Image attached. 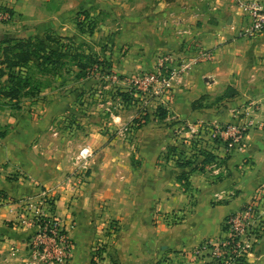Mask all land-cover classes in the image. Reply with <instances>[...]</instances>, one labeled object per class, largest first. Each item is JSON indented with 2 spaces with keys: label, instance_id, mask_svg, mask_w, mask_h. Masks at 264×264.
Returning a JSON list of instances; mask_svg holds the SVG:
<instances>
[{
  "label": "crops",
  "instance_id": "0c3cea01",
  "mask_svg": "<svg viewBox=\"0 0 264 264\" xmlns=\"http://www.w3.org/2000/svg\"><path fill=\"white\" fill-rule=\"evenodd\" d=\"M64 1L0 0V11L13 14L7 24L14 27L23 20L27 26H46L57 20L58 8L71 10ZM133 9L143 15L129 20L149 42L153 58H188L203 49L211 59L173 82L165 95L153 97L168 115L147 128L149 140L141 147L144 158L136 170L116 139L108 143L94 135L89 146L98 153L88 182H61L57 175L46 183L34 150L25 144L24 128L12 126L0 137V192L5 195L0 198V264H32L28 240L37 232L34 217H53L61 224L74 221L68 264H208L209 255L195 258V248L220 243L229 215L252 202L264 214V116L249 107L264 100V35L239 39L243 19L233 0H136ZM158 58L146 65L156 66ZM228 88L238 93L227 100L228 107L212 106ZM240 106L245 107L243 117L237 115ZM250 120L254 125L245 131L241 149L226 137L211 141L201 136L193 150L185 146L190 155L196 154L190 165L156 162L174 128L232 127ZM201 153L214 156V161L202 171L193 170ZM37 183L49 187L48 197L56 195L52 212L38 202ZM246 264H264V230Z\"/></svg>",
  "mask_w": 264,
  "mask_h": 264
},
{
  "label": "rangeland",
  "instance_id": "374dc122",
  "mask_svg": "<svg viewBox=\"0 0 264 264\" xmlns=\"http://www.w3.org/2000/svg\"><path fill=\"white\" fill-rule=\"evenodd\" d=\"M80 1L65 0V3H70L71 10L67 12L58 8L56 12L60 15L57 20L46 26H27L26 20L17 27L0 22L4 25L0 33V120H3L0 123V133L6 135L15 125L19 126L15 128H24L25 144L30 151L34 150L36 164L41 167L40 176L46 183L52 182L57 175H60L58 178L61 182L70 178L78 179L82 183L88 182L93 173L92 160L98 153V149L93 151L89 146L94 135L104 136L108 143L116 139L122 150L127 152L130 166L136 170L144 158L143 152L140 151L141 147L143 150L144 144L149 140L147 136L150 128H147L156 122L163 123L155 110L158 107L166 110L162 104L157 105L159 100L142 97L139 90H133L132 85L124 82L134 75L152 72L155 63L151 68L146 65L147 61L158 58L156 55L153 58V55L148 53L149 42L129 20L132 16L136 20L143 15L139 11L140 14L137 16L138 10L133 9L136 0H86L77 3ZM64 11L66 13L62 14ZM133 12L134 15H131ZM25 39L43 42L46 50L56 52L57 56L52 57L51 64L47 66H41L40 61L31 59L28 66L12 70L19 72L21 78L29 79L27 86L23 87L18 95L13 96L9 95V92L11 88L19 86L20 82H12L7 78L8 71L3 65L4 50L15 41ZM246 40L248 39L245 38ZM262 57L264 59V56ZM79 65H83L82 70L79 69ZM1 72L5 75L2 76ZM228 89L223 96H218L211 103L206 99L207 104L210 103L212 106L217 104L225 110L228 107L227 100L230 99L227 95H231L233 91L235 95L238 94L235 90ZM204 99L201 98L199 101ZM240 108L243 109L239 110L241 113L237 115L243 117L245 107ZM166 112L168 113L167 110ZM241 124H245V121ZM213 126H211L213 129L217 127ZM229 127L225 124L219 126L218 130L226 131ZM185 130L187 127L182 130L172 129L171 136L168 137L169 143L165 149L160 150L156 162L171 160L178 166L180 164L177 162L185 164L196 156L190 155L185 146L190 149L193 144L199 145L198 142L203 138L191 137ZM84 148H90L91 151L86 159L80 157V152ZM32 161H35L34 158ZM36 186L41 193L38 202L46 203L52 212L51 207L56 195L48 197L49 187L38 183ZM244 208L245 205L241 209ZM47 219L60 223L61 232L70 242L72 252L73 243L69 233L75 228L74 221L61 224L59 219L53 217L43 219L34 217L31 220L37 229L34 236L38 233L37 226L41 220ZM263 230L264 214L260 213L256 222L251 221L248 230L252 232V236H256L249 255L257 236L261 235ZM33 238L28 240L30 258ZM100 249L97 248L95 252ZM194 256L206 257L205 253ZM248 256L245 257V261ZM36 262L52 264L53 260L45 257ZM208 262L218 264L211 257Z\"/></svg>",
  "mask_w": 264,
  "mask_h": 264
},
{
  "label": "built area",
  "instance_id": "2783aa9c",
  "mask_svg": "<svg viewBox=\"0 0 264 264\" xmlns=\"http://www.w3.org/2000/svg\"><path fill=\"white\" fill-rule=\"evenodd\" d=\"M233 3L244 24L238 31L239 37L252 39L264 35V1L233 0ZM11 19L12 17L8 11H0V22L8 23ZM210 59L211 53L203 49L198 50L188 58L165 54L158 58L152 72L134 75L124 80V82L132 85L133 90H139L144 98L165 95L170 90L173 82L181 79L196 65ZM249 107L254 108L255 112H260L264 116V100L251 102ZM252 125H254V122L250 120L245 124L229 127L226 131H219L218 127L214 129L203 127V125H189L187 128L191 137L201 138V136H206L211 141L217 140L219 137H226V140L232 141L234 148L241 149L245 131L251 128ZM90 154V148H84L80 152V157L86 159ZM259 216L260 212L257 210L255 203L252 202L246 205L243 210L241 209L225 219L224 235L220 243L216 245L204 243L195 249L194 254H208L218 264H228L229 262L235 264L237 259H245L249 255V251L253 246L252 243L256 238L248 230L251 221L256 222ZM37 227L38 233L31 243L32 264H37V260L45 257L52 259V264H68L71 244L67 241L66 235L61 232L60 223L57 220L47 222L41 220Z\"/></svg>",
  "mask_w": 264,
  "mask_h": 264
},
{
  "label": "trees",
  "instance_id": "16d2710c",
  "mask_svg": "<svg viewBox=\"0 0 264 264\" xmlns=\"http://www.w3.org/2000/svg\"><path fill=\"white\" fill-rule=\"evenodd\" d=\"M2 11H8L9 14L12 17V13L9 10H2ZM10 42H6V44H9ZM56 52L51 51L48 52L46 50V47L43 42L41 41H32L30 39H25V40H19L15 41L14 44H10L6 46L4 50V63L3 65L7 68L8 74L7 78H9L10 81L14 82H20L18 85L15 86L16 88H11V91L9 92V95L13 94V96H16L19 94L20 90L23 87H26L28 84V80L26 78H21L18 73L19 72H12L14 69H21L23 67L28 66L30 63L31 59H36L37 61H40L39 65H44L47 66L48 64H51V58L56 57L57 55L55 54ZM83 65H79V69L82 70ZM1 75L4 76L5 73L1 72ZM23 79V80H22ZM14 86V83L12 84ZM229 89H226L228 91ZM224 94V93H223ZM222 94V96H223ZM8 95V96H9ZM127 95V94H126ZM230 96V99L234 98L235 92L233 91L231 95H227V97ZM163 108L158 107L155 110V113L157 114L158 117H160L162 120H164L168 113L166 110H162ZM0 137H4V134L0 133ZM197 144H193L190 146V148L193 150V148H196ZM201 161L200 163L195 166L193 170H200L202 171L204 169L205 165L210 164L211 162L214 161V156L208 154V153H201L200 154ZM177 164H180L178 166H188L191 164L190 162H186L185 164H182L181 162H177ZM184 175H181V178H183ZM5 197L3 192H0V198ZM46 222L48 221L45 220ZM225 229V228H224ZM223 229V230H224ZM235 264H246L245 259L239 258L236 260Z\"/></svg>",
  "mask_w": 264,
  "mask_h": 264
}]
</instances>
